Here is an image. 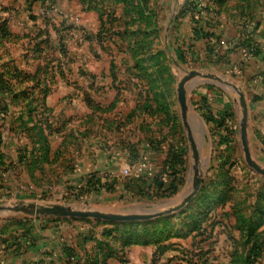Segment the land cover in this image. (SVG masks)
Listing matches in <instances>:
<instances>
[{"label": "rangeland", "instance_id": "obj_1", "mask_svg": "<svg viewBox=\"0 0 264 264\" xmlns=\"http://www.w3.org/2000/svg\"><path fill=\"white\" fill-rule=\"evenodd\" d=\"M151 1L148 9L143 0H109L97 12L55 0L50 8L42 5V20L75 30L67 35L65 60L56 61L64 60V75L59 67L60 77L52 74L43 85L48 95L34 96L30 82H8L9 107H0V245L31 229L42 236L48 229L49 237L64 230L82 252L93 248L86 237L88 244L112 241L119 251L110 264H264V175L246 162L240 104L241 95L248 97L253 158L264 168V117L251 108L264 88V0ZM7 70V78L17 74ZM191 71L222 80L190 79L185 123L178 86ZM102 158L113 160V172H101ZM144 163L142 175L121 172ZM197 176L203 181L185 206L149 220L55 217L35 224L30 220L54 217L20 209L60 203L143 213L174 200L159 208L166 210ZM161 179L175 182L177 191L149 199L164 195L157 191ZM140 203L147 205L132 208ZM128 236L133 243L122 248Z\"/></svg>", "mask_w": 264, "mask_h": 264}, {"label": "crops", "instance_id": "obj_2", "mask_svg": "<svg viewBox=\"0 0 264 264\" xmlns=\"http://www.w3.org/2000/svg\"><path fill=\"white\" fill-rule=\"evenodd\" d=\"M55 1L59 4L62 1V3L64 4H70L71 6L73 5L77 7L80 12H82L81 10L87 12H91V11L95 12L96 10H98L96 8L97 5L98 6L103 5L101 3H104L105 7L107 8L106 3L109 2V0H95L98 3L93 2L91 4L84 5L80 0H55ZM17 2H20L21 4L17 6ZM152 3L153 1L149 0V6ZM42 5L46 6L48 5V3L43 4L41 0H0V73L1 72L6 73L7 69L14 64L17 65V67L20 70L25 69L23 71L34 74L39 69L40 63L43 62L42 65H47L46 70L49 72V74H47V76L44 75L42 77L40 76L41 79L38 80L37 84H35L36 87L32 89V92L36 94L35 95L36 97H38L39 95L43 96L45 91L49 92L48 91L49 88H45V87L43 88V85L49 82L46 79H48L52 74H54L53 77H56L58 79L60 77L58 68L61 67L60 70L63 73V75H64L63 70L65 68V64L63 63L65 59L63 58L58 48L59 38L53 27V23H55V21L51 22L50 20L49 24H47L45 21L43 22L44 19L42 20V18L44 12L42 9ZM19 7L21 9H19ZM34 7H38V11H35ZM20 14L22 16H19L18 18L22 17L23 21L22 22L18 21V26H16L12 23V20L16 19L17 15ZM40 30H43L45 34L47 33V31L49 32L50 39L47 42V44L42 43V40L45 38V35L44 34L42 35V32H40ZM38 33H40L39 37H38ZM61 56L64 60L62 61L60 60L62 63L57 65L56 61L59 60ZM43 59L45 60L43 61ZM49 59H53V62L49 63ZM247 81L248 79H246L245 77V82ZM48 94L49 93H47L46 95ZM250 95L253 96L251 93ZM254 97L255 99L257 98V101H255V103L251 108L253 109L255 114L264 117L263 86L259 88L256 94H254ZM101 160L103 161L100 162L101 172L114 171L112 167L113 165L112 159L109 161V159L104 160L102 158ZM30 222H34L36 224V222L45 223L50 221L47 218L40 219L36 217L30 220ZM52 222L55 221L52 220ZM32 230L33 229H31V231ZM34 230L32 233L31 231H29V234H27L26 237L19 235L18 242H20V245L22 246L20 251L16 252L15 251L16 247L11 248L12 246L11 244H9L8 246L0 245V264H35L41 259H46L48 262L54 260L59 264H65L66 258L61 253V249L65 245L72 246L77 252L78 258L80 260H85L84 256L86 258H88V256H92L95 251L96 252L103 251L98 246L99 239H92L93 240L92 244H88L89 242H91L90 240L91 238L88 239L86 237L85 238L87 243L86 245L88 247L93 246V248L91 250H86V252H82L77 247V245H75V242L72 240V237L70 235L66 236L65 234H63L64 230H62L61 232L62 234L60 236H58L57 234L58 232H55V233H51L50 237L49 235H46L48 233V229H44V230L42 229L44 231L43 232L44 236L40 235L38 232L34 233ZM1 246L3 247L1 248ZM95 247H97V250H94ZM45 250H48L50 252L52 251L51 252L52 256L50 255L48 256L49 253L46 254L43 253ZM113 259L115 258L112 257L107 263L110 264L111 260Z\"/></svg>", "mask_w": 264, "mask_h": 264}, {"label": "water", "instance_id": "obj_3", "mask_svg": "<svg viewBox=\"0 0 264 264\" xmlns=\"http://www.w3.org/2000/svg\"><path fill=\"white\" fill-rule=\"evenodd\" d=\"M197 76H202L210 79L222 80L220 77L211 74V73H202L200 71H191L189 72L179 83L178 86V101L180 103V107L182 110V116L184 118L185 123H187V118L190 117L189 112V103L187 98L186 84L190 81V79L194 78L195 80ZM233 90V89H232ZM240 104L242 107V119H241V139L243 145V151L245 154L246 162L249 166L255 169L257 172L264 175V168L253 158L252 146L249 135V127H248V116L249 109L246 103V99L244 95L240 97ZM193 117H196L194 114ZM191 147L194 152V156L196 159L199 157V146L196 142V139L193 136H190ZM196 173L198 171L196 170ZM203 181L202 177L197 176L189 186L185 196L182 200L175 206H172L166 210L159 209L161 205H171L174 204V200H165L166 202H160L159 204H152V208L147 209V211L143 213H137L133 210H128L126 212H111L102 209H92V208H79L74 207L68 204H60V203H51V204H36L29 203L27 205L21 206L20 209L24 212L31 213L34 215H48L53 217H61V218H81V219H95V220H103L107 222H123V221H136V220H149L151 218H155L158 216H163L167 212H172L180 207L185 206L195 195L199 184ZM145 203L135 204L132 208H137L140 206H146Z\"/></svg>", "mask_w": 264, "mask_h": 264}, {"label": "trees", "instance_id": "obj_4", "mask_svg": "<svg viewBox=\"0 0 264 264\" xmlns=\"http://www.w3.org/2000/svg\"><path fill=\"white\" fill-rule=\"evenodd\" d=\"M41 1H42L43 4L48 3L49 4V8L53 5V2H54V0H41ZM80 1L84 5L85 4H91L93 2L96 3L95 0H80ZM143 1H144V3H143L144 6H148L149 5V0H143ZM149 7L150 6H148V9H150ZM104 12H105V9H104L103 12L101 10V16L102 15L105 16ZM148 12L149 11H147V13ZM110 16H112V14ZM44 21L47 24L50 23V19L49 18L45 19ZM53 27H54V30L56 31L57 35H58V38H59V51L62 54V56L65 57V55H68V51H67L68 48H67L66 38H67L68 33H71V31L75 30V28H74L75 26H73L71 24H64L63 23V24H60L58 26L56 24H53ZM44 30H46V29H44ZM40 32H42V35L43 34L45 35V38L42 40V43H46L47 44V42L50 39L49 32L47 31L46 34L44 33L43 30H40ZM39 34L40 33H38V37H39ZM197 36H199V35H197ZM244 45L246 46V49H250L252 47V42L249 41V40H246ZM179 58L181 59V55H179ZM10 68H13V71L15 73H17L16 75H14V78H13V76H12V78H7L5 76L6 73H9V70H7L6 73L5 72H1L0 73V107H4L5 109H8V107H9V103L6 100L8 95L6 93H7L8 90H10V85L8 84V82L12 81L11 79H14V81H16L17 84H21V85H25L26 83H29V82L31 83L32 82L31 83V90H32L34 87H36L35 84L38 83V80L41 79L40 76L42 77V73L43 72L45 73V76H47V74H49V72L46 69L41 71V70H39L40 68L34 74H31V73L25 72L23 70H20L17 67V65H14V64ZM10 68H8V69H10ZM60 73H62V72L60 71ZM46 93L47 92L45 91L44 94H46ZM23 94L24 93L19 95V93H18V96H21ZM4 96H6V97L3 99ZM228 106L229 105H227V107ZM0 155H2V154H0ZM135 180L141 181L142 179L138 178V179H135ZM174 183H168V182H166L165 179H163V180L161 179L160 181L157 180L156 181L157 191H161V193L164 192L163 193L164 195H159L158 193H156L155 195L150 196L149 199L171 196L175 191H177V188H178V185L176 186V184H174ZM170 184H172V185H170ZM139 195L140 196H144L145 195V191L141 190L139 192ZM54 219H57V218L54 217V218H51L49 220H54ZM136 221H138V220H136ZM123 222H125V221H123ZM255 225H256L255 223L250 225V228H249L247 236H246L247 244L251 242L252 234H254V231L256 229ZM27 234H29L28 231L23 233V234H21V236L26 237ZM106 234H107L106 236L112 235V230H109V231L107 230ZM131 237L132 236H128L127 237V240H126V242H125V244L123 245L122 248H125L126 246H129L130 244L133 243ZM99 240H98L99 248H101L103 251L104 250L105 251L104 252L103 251L102 252H96L95 251L92 256H88V258H86L85 260H80L78 258V254H77V252L75 251V249L72 246H70V245L63 246L62 249H61V253L66 258L65 264H108L107 263L108 256L115 255L119 251V249L118 248L117 249H114V248L112 249V246H115L112 241L111 242H108V241L104 242V241H101V240L99 241ZM10 241H12L10 243L12 245L11 248L16 247L15 251L16 252L20 251L22 246L20 245V242H18V237L17 238H13ZM95 253H97V254H95ZM35 264H59V263L54 261V260L48 262L46 259H41L40 261H38Z\"/></svg>", "mask_w": 264, "mask_h": 264}, {"label": "built area", "instance_id": "obj_5", "mask_svg": "<svg viewBox=\"0 0 264 264\" xmlns=\"http://www.w3.org/2000/svg\"><path fill=\"white\" fill-rule=\"evenodd\" d=\"M145 167H146V164L144 163L140 168H137V169H133L132 167H124L121 172L125 175H142L143 173H145Z\"/></svg>", "mask_w": 264, "mask_h": 264}]
</instances>
